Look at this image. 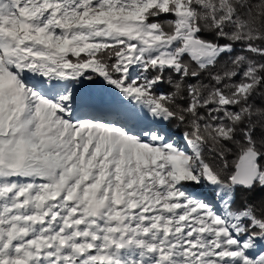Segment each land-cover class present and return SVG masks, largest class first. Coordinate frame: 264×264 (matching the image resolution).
Returning <instances> with one entry per match:
<instances>
[{
	"label": "snow or ice",
	"instance_id": "6c2138e0",
	"mask_svg": "<svg viewBox=\"0 0 264 264\" xmlns=\"http://www.w3.org/2000/svg\"><path fill=\"white\" fill-rule=\"evenodd\" d=\"M0 264H264V0H0Z\"/></svg>",
	"mask_w": 264,
	"mask_h": 264
},
{
	"label": "trees",
	"instance_id": "16d2710c",
	"mask_svg": "<svg viewBox=\"0 0 264 264\" xmlns=\"http://www.w3.org/2000/svg\"><path fill=\"white\" fill-rule=\"evenodd\" d=\"M160 89L167 90L168 86L167 85H159L158 86ZM169 130L176 136V138L179 140V142H184L183 139L181 138V132L184 130L183 127L173 129L171 125L168 126ZM239 193L240 190H237V203L233 205L234 208L240 207V202H239ZM257 198L259 196V193L256 194Z\"/></svg>",
	"mask_w": 264,
	"mask_h": 264
},
{
	"label": "rangeland",
	"instance_id": "374dc122",
	"mask_svg": "<svg viewBox=\"0 0 264 264\" xmlns=\"http://www.w3.org/2000/svg\"><path fill=\"white\" fill-rule=\"evenodd\" d=\"M178 140V139H177ZM179 141V140H178ZM181 145H184V142H180Z\"/></svg>",
	"mask_w": 264,
	"mask_h": 264
}]
</instances>
